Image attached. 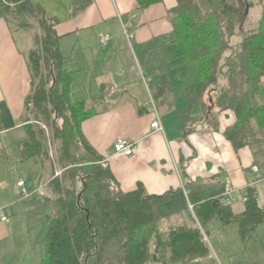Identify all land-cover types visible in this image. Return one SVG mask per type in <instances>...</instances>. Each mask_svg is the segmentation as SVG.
<instances>
[{
    "label": "crops",
    "instance_id": "0c3cea01",
    "mask_svg": "<svg viewBox=\"0 0 264 264\" xmlns=\"http://www.w3.org/2000/svg\"><path fill=\"white\" fill-rule=\"evenodd\" d=\"M34 1L60 21L56 31L63 36L61 47L68 66L80 72L73 86L75 99H88L107 85L104 102L94 105L96 113L84 121L83 132L121 190H135L141 183L149 195L171 192L157 207L161 229L182 222L200 227L211 247L202 264H264V221L244 241L238 222L223 225L217 216L201 225L189 200L186 183L199 177L207 184H224L222 200L228 186L234 187L235 201L230 205L234 213L244 210L243 198L250 188L256 190L264 210V157L261 164L255 163L251 147L237 149L225 136V129L234 122L230 113L220 116L218 130L198 120L185 133L179 112L201 116L203 106L189 107L182 95L187 72L165 56L164 47L173 39L170 11L177 0H154L144 8L139 0H93L77 13L72 0ZM106 34L110 39L103 44L100 38ZM33 36L0 17V208L9 218V222L0 220V264H40L48 217L55 210L47 199L54 197L48 165L43 167L37 157L23 161L19 146L27 136L20 121L32 88L28 55ZM157 118L162 132L151 126ZM121 137L136 143L133 155L114 153V143ZM12 146L19 151L15 168L10 167L7 152ZM32 164L37 166L38 179L35 189H27L22 174ZM21 179L28 197H22L17 184Z\"/></svg>",
    "mask_w": 264,
    "mask_h": 264
},
{
    "label": "trees",
    "instance_id": "16d2710c",
    "mask_svg": "<svg viewBox=\"0 0 264 264\" xmlns=\"http://www.w3.org/2000/svg\"><path fill=\"white\" fill-rule=\"evenodd\" d=\"M154 0H139L144 8ZM75 13L93 0H72ZM248 0H177L171 9L173 39L164 47L174 66L183 67V98L189 107L203 106L201 116L179 112L187 134L198 120L220 129V116L233 114L234 122L224 134L239 149H253L255 163L264 157V0L256 28L244 30ZM0 17L18 30L31 31L36 19L43 35L34 34L28 60L31 92L23 123L26 138L19 146L23 161L38 158L43 167L50 160L46 149L45 124L58 141V161L63 176L48 182L54 194L47 198L54 205L48 217L45 256L40 264H202L211 253L200 227L186 223L161 229L158 205L164 195L147 194L143 184L135 190H121L111 168L86 139L83 123L96 113L94 105L104 102L106 84L88 99H75L73 86L80 72L70 69L61 47L63 36L56 31L60 22L49 17L34 0H0ZM240 28L242 40L227 69H221L231 38ZM225 76L228 84L220 85ZM69 180V183L66 181ZM189 200L201 225L213 218L222 224L238 222L246 241L264 221V210L255 189L247 193L244 210L236 214L221 199L224 184L211 185L199 178L188 180ZM113 249L111 257L107 252Z\"/></svg>",
    "mask_w": 264,
    "mask_h": 264
},
{
    "label": "rangeland",
    "instance_id": "374dc122",
    "mask_svg": "<svg viewBox=\"0 0 264 264\" xmlns=\"http://www.w3.org/2000/svg\"><path fill=\"white\" fill-rule=\"evenodd\" d=\"M249 4V10L247 11V21H245L244 23V30L245 31H251L254 28L257 27L258 22L261 18L262 15V3L263 0H248L247 2ZM31 22L33 24L32 30L30 31L31 34H38L40 36L43 35V31L42 29L39 27L38 22L36 21V19H31ZM240 28H237L236 34L231 38L230 41V47L229 49H227L222 63H221V69L225 70L228 68L229 63L231 61V59L234 57V55L236 54L237 48H239L241 40H242V36L240 34ZM123 38V37H122ZM124 39V38H123ZM228 84V80L225 76L221 77L220 80V85H226ZM78 99V98H77ZM28 118V114L24 112L21 121H23V123H30L32 122V120H27ZM41 126H43L46 129L47 132V137H46V149L48 150L47 152H49L50 154V160L48 161V163L46 165L47 166V171L49 173V177L50 179L53 178V174L55 176H59L62 178L63 176V167L62 165L59 163L58 161V148H59V143L58 141H55L52 138V132L51 129L48 126H45V124H42ZM10 148V149H9ZM7 150L8 154L10 155V160H11V165L10 167H17L18 164H16L15 162L17 161L18 155H19V151L17 149V147H9ZM30 167L28 168L27 171L23 172V178L25 180V182L27 183V189H29L30 187H33L35 189L36 186V181H37V166H34V164L29 165ZM12 173V179L14 180V182L17 181V173L13 170H11ZM66 183H69V180L66 181ZM29 191V190H28ZM40 244V243H37ZM38 247H41V245H38ZM113 249H109L107 252V258L111 257V252ZM149 264H161V263H157V262H150Z\"/></svg>",
    "mask_w": 264,
    "mask_h": 264
},
{
    "label": "built area",
    "instance_id": "2783aa9c",
    "mask_svg": "<svg viewBox=\"0 0 264 264\" xmlns=\"http://www.w3.org/2000/svg\"><path fill=\"white\" fill-rule=\"evenodd\" d=\"M125 34L127 35L128 39L130 40L131 36L128 34V32L126 30H125ZM100 39H101V42L103 44H105L107 42V40L110 39V34H106L104 36H101ZM151 126L155 131H161L162 132L164 130L160 118L155 119V121H153ZM135 148H136L135 142H133L129 139L123 138V137L118 138L114 143V153H116V154L131 156L134 154ZM254 170L259 174L260 169H259L258 165L254 166ZM258 180H259V178H257L256 181L252 183L253 187H254L255 183H257ZM17 184H18V186L22 187V191H21L22 197H28L30 195V193L25 188L24 180L23 179L19 180L17 182ZM234 192H235L234 187L228 186V188L225 192V195H224V199L222 200L224 202V204L231 205L235 201ZM243 200L246 201L247 196H245L243 198ZM191 207H192V205H191ZM0 220L5 221V222H7V221L9 222V218L6 215L3 208H0Z\"/></svg>",
    "mask_w": 264,
    "mask_h": 264
}]
</instances>
